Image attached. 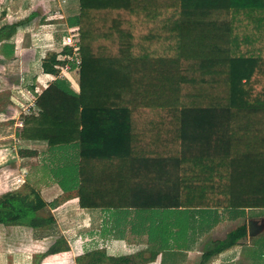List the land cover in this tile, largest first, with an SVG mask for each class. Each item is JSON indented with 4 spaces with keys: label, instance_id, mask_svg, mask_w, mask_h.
Here are the masks:
<instances>
[{
    "label": "trees",
    "instance_id": "obj_1",
    "mask_svg": "<svg viewBox=\"0 0 264 264\" xmlns=\"http://www.w3.org/2000/svg\"><path fill=\"white\" fill-rule=\"evenodd\" d=\"M79 3L70 18L77 55L69 62L78 68L79 90L58 76L21 116L20 139L47 144L52 158L46 167L61 189L77 191L83 209L161 216L163 222L142 226L149 241L155 233L154 240L163 239L161 249L191 235L178 226L180 214L174 218L178 230H168L174 221L166 222L167 211L214 209L218 224L221 210L237 219L247 209L264 208V0ZM38 13L3 25L0 43L10 42ZM71 53L72 46L50 52L42 69L57 73ZM67 151L74 152L63 160ZM19 153L40 154L29 146ZM47 205L56 202L25 183L0 196V224L53 225L55 216L42 214ZM245 235L239 226L205 242L198 264ZM69 249L59 236L46 254ZM95 261L104 258L90 254L86 264Z\"/></svg>",
    "mask_w": 264,
    "mask_h": 264
},
{
    "label": "rangeland",
    "instance_id": "obj_2",
    "mask_svg": "<svg viewBox=\"0 0 264 264\" xmlns=\"http://www.w3.org/2000/svg\"><path fill=\"white\" fill-rule=\"evenodd\" d=\"M79 4V0H0V27L27 17L32 10L39 12L38 16L30 23L19 28L10 42L5 41L0 43V196L12 190L22 188L23 184L29 183L37 190L44 188V185L51 187L49 191H45L44 193L41 191L42 189L39 190L40 195L48 203L55 200L56 202L65 201L66 204H71V202L77 199L76 192L71 193L62 190L56 179H52L54 175L46 167L48 160L52 158V154L49 155L48 153V146L43 143L35 145L34 142L22 141L20 139V131L22 128L21 116L29 112L27 107L33 105L36 96L58 76L67 78L73 88L79 90L78 68L71 69V64L69 63L77 55V34L75 33L77 28L70 26V18L79 12ZM65 46H72V53L67 63L57 73L44 72L41 66L42 60L50 52L61 51ZM77 63H79V60H77ZM21 146H31L38 149L40 154L38 156L23 157L19 153ZM72 152L74 151L62 152L61 154H64H60V157L64 160ZM59 162L58 164L61 165L62 163ZM50 165H52V162H49ZM74 208H72L73 210L69 214L65 215L62 212L64 216H61L60 214L62 213H58L54 206L45 208L44 213H42L43 215L46 216L49 213L54 215L56 213L60 216L50 226L28 229L24 226L16 225V227L10 226L0 230V247L3 248L2 250L9 252V255L5 257L6 260H9L6 264H29L27 261H20L21 256L25 254L28 256L32 254L29 258L31 260L30 264H63L62 262H66L65 264H79V257L77 256L80 253L85 256L94 249L99 250V253L104 251L106 257H109L107 255L113 252L114 247L107 242L108 239H105V237L109 236L108 233L104 235L103 231L99 230L97 231V236H91L90 234L94 233V231H91L93 227L91 226V229H88L87 226L85 227V223H83L84 219L79 215L81 211H78L76 207ZM104 212L101 211L102 214H100L102 228L107 225H104V215L106 213ZM112 212H115L113 214L117 215L123 214L126 211ZM178 214L181 216L177 219L178 226L188 228L191 234L186 242L183 239H179L180 244L186 243V248L188 249L195 246L198 248L199 246L203 247V244L211 241V239L225 238L228 234L231 235L233 232H236L239 226L246 228V235L239 239L237 246L231 248V250L235 248L239 249H235L234 252L227 253L224 256L222 254L215 255L206 264H221V260H230V264H264V246H261L264 241V227L261 233L259 232L253 237H250L248 234L249 221L257 219V217H264L263 210H258L257 208L247 209L243 217L237 219H230L221 210V214L224 216L218 224H213L214 217H216V210L214 209L190 208L182 211L170 210L165 215L168 218H166L167 223L174 221L169 225L170 228L168 230H172L171 232L178 230V228L174 227L176 221L174 218ZM120 218H122L121 215L114 216L118 227L123 226L122 219ZM143 219L147 221L145 225L148 224V226L152 224V220L153 222H163L161 216H159V219L158 217L153 219L148 216ZM60 224H63L65 227L67 225L72 228L81 227L82 230L86 229V231L90 230V232L75 237L69 242L64 235H61L63 230L60 228ZM139 225L134 223L135 227L142 228V225ZM112 227L116 230V224L112 225ZM107 228H111L110 225H107ZM106 229H102L104 233H106ZM122 231L123 228H119V232ZM116 232L118 233V231ZM156 234L153 237L151 236L154 244L151 243V239L149 244L152 245L151 247L155 246L154 248L161 249L163 242L161 244L159 242L160 239L162 241L163 239L160 237L154 240ZM59 236H63L70 247L72 256L69 258L64 259L67 253H59L54 256L46 254L48 243L53 244V242L45 243L41 241L45 238H52V241H55ZM192 238L195 240L194 242L191 241ZM147 239H149V234H147ZM170 241L173 247H177L176 244L179 242H177L176 238H172ZM184 246H182V249L186 250ZM114 250L116 253L126 255V251L122 248ZM167 250L170 249H162V252ZM115 252L114 256L120 255ZM99 253L97 254L98 257ZM63 254L65 256L61 257ZM229 254H231L229 259H225L224 257ZM188 255L187 253L186 256ZM28 256L25 257L26 260H28ZM89 256L90 254L85 256V260H88ZM34 257L36 258L35 260H33ZM129 258L132 259L133 256L131 257L130 255ZM104 259L106 261H100V264L110 263L108 258L104 257ZM200 259L201 254H199L197 260L200 261ZM130 263L132 264L133 262H129L128 264ZM194 263L195 259L189 258L185 264Z\"/></svg>",
    "mask_w": 264,
    "mask_h": 264
},
{
    "label": "crops",
    "instance_id": "obj_3",
    "mask_svg": "<svg viewBox=\"0 0 264 264\" xmlns=\"http://www.w3.org/2000/svg\"><path fill=\"white\" fill-rule=\"evenodd\" d=\"M31 107H32V105L30 106V108ZM12 115H13V113H12ZM38 144H41V143H38ZM35 145H37V143H35ZM30 148H32V147L30 146ZM32 149H35V148H32ZM31 186H33V185H31ZM44 186H42V187H44V188H41L42 190L38 189V191L41 190L44 193L45 191H49V189H51V187H48V185H44ZM73 192L77 193V191H72L71 193H73ZM53 201L56 202L55 200H53ZM53 201H51V202H53ZM74 207L78 208V211L79 210L81 211L79 213V215L83 217V219L85 221V222L83 221V223H85V227L87 226L88 229H91L90 228L91 226L93 227L91 231H94V233L90 234L91 236H97L98 235L97 231H99V230L103 231L104 235H106L108 233L109 236L105 237V239H108L107 242L110 243L114 248H113V252L107 256H112V257H121V256H127L128 257L129 256L130 257V255H131V257L133 256V258L130 259L131 260L130 262H133L132 264H185L189 258L195 259L194 264H198L199 260H197V259L199 258V254H201V256H202V253L204 251V248L200 247V246H199V248L197 246L192 247L190 249L186 248V250H184L180 247H171V248H168L170 250H167L164 252H162V249L154 248L155 246L151 247L152 245L149 244L150 241H149V239H147V234L144 232V228H139V227L134 226V223L137 225L140 224L143 226L144 222H146L143 219V216H137L135 212H123V214L120 213L117 215L113 214L115 212H106V213L104 212L105 215L108 213L107 216L104 215V225L105 224L110 225L111 228H107V225L104 226L105 228L104 227L102 228V224H101L102 219L100 218V214H102L101 211H103V210L81 208L79 206L78 193H77V199H75L73 202H71V204H66L65 201L56 202V207H54V208L56 211H58V213L64 212V214L66 215V214H69L73 209H75ZM257 209L264 211V208H257ZM60 215L64 216L63 213ZM120 215L122 216V218H120V219H122V222H123L122 227H118V224L114 219V216H120ZM54 216H55L56 220H58V217H60L56 213L54 214ZM257 220L264 222V217H261V218L257 217ZM86 221H87V223H86ZM107 222H109V223H107ZM61 223H64V222H61ZM114 224H116V230L114 227H112V225H114ZM132 224H133V226H132ZM55 227H56V225H55ZM60 228H62V230H63L61 235H64L66 240L68 239L69 242L71 239H73L75 237H79L82 234H85V233L88 234L90 232V230H87L88 232L86 231V229L82 230L81 227L72 228V227H69L68 225L65 227L63 224H60ZM119 228H123V231L119 232ZM2 229H6V227L3 224H0V230H2ZM102 229H106V233H104V230H102ZM116 231H118V233ZM131 231H132V233H131ZM260 233H261V231H260ZM1 238H2V234H1ZM41 242L46 243V242H54V241H52V238H45ZM50 244L51 243H48V246H47L48 248H49ZM0 246H1V242H0ZM235 246H237V245H235ZM31 248L34 249L33 247H31ZM117 248H122L123 250H125L126 255L116 253L114 249H117ZM231 248L225 250L224 252H222L220 254H222L224 256L227 253L234 252L235 249H239V248H235L234 250H231ZM2 249L3 248L0 247V264H6L7 261H9V260L8 259L6 260L5 257H7L6 255H9V252H6L5 250H2ZM114 252L116 254H120V255L114 256L115 255ZM155 252H158L157 255H154ZM59 253H67L66 256H65V254H63V256H61V257L65 256L64 259L72 256V252L70 251V249L68 251H62ZM59 253H55V254L57 255ZM98 253H99V250L94 249L93 251H90L87 254L88 255L94 254V257L97 258ZM187 253L189 254L188 256H186ZM55 254H49V256L50 255L54 256ZM239 254H240V252H239ZM31 255L32 254H29V256H28L27 254H25L24 256H21L20 261L21 262L27 261V263L29 262V264H30L31 260L29 258ZM100 255H102L103 258L104 257L107 258L106 253L104 251H101L99 253V256ZM230 255L231 254H229L228 256H226L224 258L229 259ZM26 256H28V260L25 259ZM85 256H84V254L81 255V253L77 256V257H84V260H82L83 264L87 263V260H85ZM184 258H186V259L184 260ZM236 258H238V257H236ZM35 259L36 258L34 257L33 260H35ZM104 261H106V260L104 259ZM104 261H102V262H104ZM80 262H81V260H80ZM46 263H48V262H46ZM62 263L65 264L66 262H62ZM95 264H100V262L95 261ZM108 264H114V263L110 261V263H108ZM120 264H128V263H120ZM221 264H230V260H221Z\"/></svg>",
    "mask_w": 264,
    "mask_h": 264
},
{
    "label": "water",
    "instance_id": "obj_4",
    "mask_svg": "<svg viewBox=\"0 0 264 264\" xmlns=\"http://www.w3.org/2000/svg\"><path fill=\"white\" fill-rule=\"evenodd\" d=\"M264 227V222H261L257 219H251L248 225V234L250 237L258 234Z\"/></svg>",
    "mask_w": 264,
    "mask_h": 264
},
{
    "label": "built area",
    "instance_id": "obj_5",
    "mask_svg": "<svg viewBox=\"0 0 264 264\" xmlns=\"http://www.w3.org/2000/svg\"><path fill=\"white\" fill-rule=\"evenodd\" d=\"M29 110H30V106L29 107H27ZM21 126H22V122H21Z\"/></svg>",
    "mask_w": 264,
    "mask_h": 264
}]
</instances>
